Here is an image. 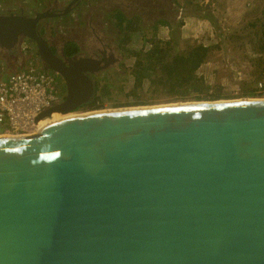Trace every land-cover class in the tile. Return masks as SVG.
Returning <instances> with one entry per match:
<instances>
[{
	"label": "water",
	"instance_id": "water-1",
	"mask_svg": "<svg viewBox=\"0 0 264 264\" xmlns=\"http://www.w3.org/2000/svg\"><path fill=\"white\" fill-rule=\"evenodd\" d=\"M36 21L2 15L0 29L35 37ZM38 42L68 102L93 94L81 73L98 61L75 57L67 74ZM0 264H264V97L98 110L0 136Z\"/></svg>",
	"mask_w": 264,
	"mask_h": 264
},
{
	"label": "flooded vegetation",
	"instance_id": "flooded-vegetation-1",
	"mask_svg": "<svg viewBox=\"0 0 264 264\" xmlns=\"http://www.w3.org/2000/svg\"><path fill=\"white\" fill-rule=\"evenodd\" d=\"M117 10L125 17L135 19L134 24L142 29L148 26L154 28L160 20L167 21L170 33L184 13L175 0H0V16L37 18L31 31L35 37L20 35L15 39L10 30L0 29V59L8 62L9 67L19 65L24 56L21 45L28 41L36 49L41 62L40 39L51 51V63L67 74H70V60L75 57L98 61V69L90 66V69L81 73L85 78L82 89L88 92L89 84L92 83L95 88L93 94L68 102L65 80L59 98L53 105L62 113L83 99L70 111L90 107L89 104L98 95L100 82L108 73L119 69L128 56L127 49L131 41L124 43L126 37L114 15Z\"/></svg>",
	"mask_w": 264,
	"mask_h": 264
},
{
	"label": "rangeland",
	"instance_id": "rangeland-1",
	"mask_svg": "<svg viewBox=\"0 0 264 264\" xmlns=\"http://www.w3.org/2000/svg\"><path fill=\"white\" fill-rule=\"evenodd\" d=\"M175 1L184 10L179 22L175 24V35L179 36L180 48H185L193 43L215 44L218 41L221 42V47H214L206 63L197 71V74L204 77L210 86L208 93L218 92V83H220L222 86L220 92L224 95L221 99L264 97V93L255 89L258 71L252 57L257 54L252 51L253 35H248L252 28L249 27L246 30L244 28L249 21L247 14L252 12L255 0ZM208 13L213 16V21L209 18L210 16H207ZM143 29L145 30L143 35L134 34L132 36L130 48L146 50L151 46L149 39L154 33V28L148 26ZM156 32L161 37L171 35L168 27L163 24L158 25ZM23 60L17 68L22 66ZM133 61L134 57L127 56L119 69L108 73L100 82V87L107 86L108 90V94L99 99L100 106L81 107L65 114L198 101L194 98L196 92L192 88L180 94L170 92L167 87L152 83V76L145 77L142 81H136L131 73ZM9 68L11 70V67ZM247 91H256L258 96H251ZM1 130L3 128L0 126Z\"/></svg>",
	"mask_w": 264,
	"mask_h": 264
},
{
	"label": "trees",
	"instance_id": "trees-1",
	"mask_svg": "<svg viewBox=\"0 0 264 264\" xmlns=\"http://www.w3.org/2000/svg\"><path fill=\"white\" fill-rule=\"evenodd\" d=\"M252 12L248 13L249 21L247 26L252 28L248 35H253L254 45L252 51L257 55L252 57L257 67L259 80L264 73V0H255ZM114 15L118 19V26L123 30V36L126 42L132 40L134 34L143 35L145 30L134 24L133 18H127L123 13L117 10ZM213 21V16L207 14ZM159 24L166 25L167 21L160 20L154 25V33L149 39L151 46L146 50L127 49L128 56L134 57L131 73L136 81H142L145 77L152 76L151 82L163 87H167L170 92L180 93L193 89L196 94V100H216L223 98L220 89L222 86L218 83V92L210 94L209 85L206 79L197 74V71L206 63L210 52L214 47H221V42L215 44L193 43L185 48L179 47V36L175 35V29L171 31L169 37H161L156 29ZM232 36V35H231ZM236 35H233L234 37ZM237 37V36H236ZM153 74V75H152ZM256 89V88H255ZM99 92L95 100L90 103V107L100 106V98L108 94L107 86H99ZM251 96H258L256 91H247Z\"/></svg>",
	"mask_w": 264,
	"mask_h": 264
},
{
	"label": "built area",
	"instance_id": "built-area-1",
	"mask_svg": "<svg viewBox=\"0 0 264 264\" xmlns=\"http://www.w3.org/2000/svg\"><path fill=\"white\" fill-rule=\"evenodd\" d=\"M21 51L23 64L14 70L0 59V126L3 128L0 133L36 131L40 124L37 123L38 115L57 102L64 85L65 79L57 70L41 67L31 43L23 42ZM256 89L264 93V73L257 80Z\"/></svg>",
	"mask_w": 264,
	"mask_h": 264
},
{
	"label": "bare ground",
	"instance_id": "bare-ground-1",
	"mask_svg": "<svg viewBox=\"0 0 264 264\" xmlns=\"http://www.w3.org/2000/svg\"><path fill=\"white\" fill-rule=\"evenodd\" d=\"M244 98H247V97H244ZM126 108V107H124ZM115 109H121V108H115ZM105 110H111V109H105ZM105 110H99V111H105ZM114 110V109H113ZM93 111H98V110H93ZM93 111H89V112H93ZM84 113H87V112H84ZM62 114V115H60ZM75 114H79V113H73V114H63L61 112H54L51 116H48V118H45V119H42L39 123V128L47 123H50V122H53V121H56V120H59V119H62V118H65V117H68V116H71V115H75ZM81 114V113H80ZM34 132H31V133H27V134H33L35 132L38 131V129ZM2 135H22V134H16V133H0V136Z\"/></svg>",
	"mask_w": 264,
	"mask_h": 264
},
{
	"label": "crops",
	"instance_id": "crops-1",
	"mask_svg": "<svg viewBox=\"0 0 264 264\" xmlns=\"http://www.w3.org/2000/svg\"><path fill=\"white\" fill-rule=\"evenodd\" d=\"M11 67V70H14L18 67V65H14V66H10Z\"/></svg>",
	"mask_w": 264,
	"mask_h": 264
}]
</instances>
